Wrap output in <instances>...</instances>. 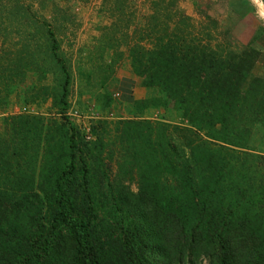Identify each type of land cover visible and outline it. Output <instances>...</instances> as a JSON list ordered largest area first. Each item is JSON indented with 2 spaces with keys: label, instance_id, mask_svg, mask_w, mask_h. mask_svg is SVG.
Masks as SVG:
<instances>
[{
  "label": "trees",
  "instance_id": "obj_1",
  "mask_svg": "<svg viewBox=\"0 0 264 264\" xmlns=\"http://www.w3.org/2000/svg\"><path fill=\"white\" fill-rule=\"evenodd\" d=\"M33 5L26 0H0V26L6 28L2 20L10 14L45 29L49 52L63 74L59 108L63 117L71 76L58 52L52 22L38 15ZM151 7L154 12L141 15L142 22L136 17L131 33L121 28L111 37L119 39L116 53L130 59L141 86L156 90L155 96L136 101L138 113L148 106H162L179 112L182 122H115L120 143L132 151L138 190L116 189L107 198L130 216L119 230L97 234L102 176L96 175L97 167L95 171L90 167L87 155L103 138L97 135L88 141L69 123L66 160L56 163L47 176L44 197L28 192L27 197L10 199L0 193V228L12 227V240L19 242L21 252L19 259L5 256L0 264H59L66 246L72 253L70 264H203V260L264 264V76H253L245 84L259 52L253 46L234 50L228 29L208 12L199 11L201 18L196 20L178 6V0H152ZM16 37L0 31V43L10 44L9 53H0V61L5 57L16 67L2 101L23 81L25 70L39 64L28 45L22 42L25 48H17ZM108 47L115 46L109 41ZM33 117L6 118L10 134L0 137V170L17 156L15 136L21 122ZM37 118L46 133L57 124L55 118L48 122ZM255 126L261 129L258 149L248 144ZM7 183L0 177V188ZM27 203L48 218L38 224L36 233L19 237L17 217L27 212ZM136 207L148 211L139 223L136 212H141ZM5 250L6 242H0V253Z\"/></svg>",
  "mask_w": 264,
  "mask_h": 264
},
{
  "label": "rangeland",
  "instance_id": "obj_2",
  "mask_svg": "<svg viewBox=\"0 0 264 264\" xmlns=\"http://www.w3.org/2000/svg\"><path fill=\"white\" fill-rule=\"evenodd\" d=\"M26 1L34 4L33 9L38 15L52 22V29L59 43L58 52L67 65L71 83L66 96L67 107L62 117L59 108L63 74L59 64L51 57L45 29L38 27L32 20L20 21L13 19L10 14L6 15V19L2 20L6 28L0 26V31L17 36L15 39L18 49L21 45L25 48L23 44H26L31 52L34 50L33 56L39 64H32L27 68L23 81L16 85V90L9 94L5 101L0 99V137L10 134V121L8 120V124L5 122L7 117L17 114L34 116L27 122H21L22 129L15 136L17 156L9 160V163L1 164L3 166L0 177L8 183L4 184L3 189L0 188V193L14 199L20 195L27 197L28 192H37L43 198L42 190L47 191L48 186L47 176L56 163L63 164L66 160L65 131L71 123L88 141H93L97 135L103 138L87 155L90 167L93 166V171L97 167L96 175L102 176L103 185L98 183L100 192L96 205L97 234L119 230L130 213H121L118 206L110 203L111 199H108L107 195L118 189L123 192H137L139 177L130 162L132 151L120 143V134L115 122L122 119L182 122L179 112L162 106H148L138 113L140 105L137 106L136 101L155 96L156 90L141 86L140 77L132 72L130 59H121L116 53L119 39L111 37L121 31V28L122 32L131 33L136 28V17L142 22V19H139L141 15L144 18L151 15L154 12L151 7L152 0ZM168 1L164 0L165 3ZM248 2L251 4V7H247L249 13L241 19L230 9L233 16L223 13V10L228 9L227 0H178V6L187 15L199 20V11L208 12L220 25L227 28L234 50L240 51L253 46L259 52L256 67L246 79V85L253 76H264V45L259 46L255 42L264 29V0ZM67 6L69 11L67 9L64 12L62 8ZM223 15L226 16L220 18ZM254 20L256 26L251 27L250 23H254ZM109 41L115 47H108ZM9 46L7 40L0 43V53H9ZM15 68L5 57L1 59L0 97H4L9 89L8 84ZM37 117H43L47 122L55 118L57 124L49 127L46 133L42 131L41 120ZM252 132L249 147L258 149L261 129L255 126ZM59 144L62 145L61 149ZM97 159L99 163L95 164ZM26 202L30 203L29 200ZM29 203L27 212L23 211L17 217L20 220L16 225L19 237L30 234L31 231L36 233L38 224L46 222L48 218V214L35 212L37 207H32ZM34 204L38 205L37 202ZM136 209L143 214L140 217L141 213L136 212V220L139 223L148 216V211H141L137 207ZM11 228L8 224L0 228V242H6V250L0 253V259L6 256L15 260L21 256L19 242L12 240ZM64 245L66 246V242ZM64 250L59 264H70L72 253L68 246L64 247ZM202 263L207 264L204 260Z\"/></svg>",
  "mask_w": 264,
  "mask_h": 264
},
{
  "label": "crops",
  "instance_id": "obj_3",
  "mask_svg": "<svg viewBox=\"0 0 264 264\" xmlns=\"http://www.w3.org/2000/svg\"><path fill=\"white\" fill-rule=\"evenodd\" d=\"M247 7H251L250 2L248 0H227V8L226 10H223V13H227V16H233L231 12H234L236 17L244 18L249 11L247 10ZM231 12H230V10ZM224 16H220V18H224ZM251 27L256 26V22L254 20V23H250ZM255 42L260 46V44L264 45V29L262 30V35H260L258 38H256ZM254 42V43H255Z\"/></svg>",
  "mask_w": 264,
  "mask_h": 264
},
{
  "label": "clouds",
  "instance_id": "obj_4",
  "mask_svg": "<svg viewBox=\"0 0 264 264\" xmlns=\"http://www.w3.org/2000/svg\"><path fill=\"white\" fill-rule=\"evenodd\" d=\"M262 15H264V14H262Z\"/></svg>",
  "mask_w": 264,
  "mask_h": 264
}]
</instances>
